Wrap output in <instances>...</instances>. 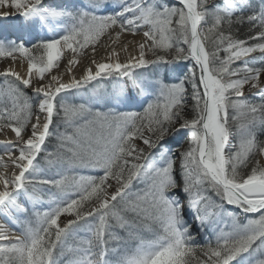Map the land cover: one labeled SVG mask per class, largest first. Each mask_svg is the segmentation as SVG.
<instances>
[{
	"label": "snow or ice",
	"instance_id": "1",
	"mask_svg": "<svg viewBox=\"0 0 264 264\" xmlns=\"http://www.w3.org/2000/svg\"><path fill=\"white\" fill-rule=\"evenodd\" d=\"M0 21L59 29L30 46L0 40V60L27 64L0 71V215L18 225L0 222V264H264V63L245 59L264 57V0H0ZM245 23L253 44L233 38ZM69 52L65 81L52 72ZM185 130L177 155L165 141ZM224 202L259 216L225 221Z\"/></svg>",
	"mask_w": 264,
	"mask_h": 264
},
{
	"label": "rangeland",
	"instance_id": "2",
	"mask_svg": "<svg viewBox=\"0 0 264 264\" xmlns=\"http://www.w3.org/2000/svg\"><path fill=\"white\" fill-rule=\"evenodd\" d=\"M64 1L67 2V0H46V3H51V4H54L55 5V4L65 3ZM89 2H90V0H76V3H78L80 5H83L85 7H87V5L89 4ZM111 2H112V0H109V3H111ZM168 2H170V1H168ZM171 4H175V3H173L171 1ZM6 10L9 11V12L12 11V9H10V8L9 9H6ZM0 23H3V22L0 21ZM56 31L57 32H54V34L53 33L50 34L51 36H49V37L43 36V34L42 35H36V37H33L32 39H30L27 42H28V44H30L31 42H35V41H37L39 39L50 38V37H52L54 35H59V29H57ZM11 32H15V30H8V31H4V32L3 31H0V40H3L4 41L5 39H3V38L6 35H7V37H10L8 35L9 34H12ZM16 32H18V31H16ZM21 37H23V36L21 35ZM7 40H8V38H7ZM14 40H18L19 41L20 39H17L16 38ZM17 43H20V42H17ZM86 50H85V52H86ZM223 55H224V53L221 56H223ZM245 59L251 61L253 64H255L257 66H259L262 63H264V57H262V54H260L259 52L253 53L251 56H249V57H247ZM4 61H6V59L0 62V66H1V64ZM61 62H62V60L60 61V63ZM242 62L243 61H238L235 65H233V67H236L237 65L241 64ZM188 66H191V64L188 63ZM55 69H57V68H55ZM55 69H53V70H55ZM163 75H164L163 72H161V77H163ZM197 75H198V72H197ZM3 79H4L3 77H0V82L3 81ZM261 80H264V74H262ZM96 83H98V82H95V84ZM99 86H100V89L101 90L112 91L114 88H116L117 85L113 81L104 80L102 83L99 84ZM87 87H88L89 90H91L92 87H93V85L90 84ZM27 91L30 93L31 92V89H28ZM189 91H191L190 85H189ZM244 91H245V95L248 96L253 102H257V103L259 102V100H260L259 95H254V93L256 92V90H252L250 92L249 89H248V87L246 86ZM79 98H80V95L78 94L77 97H76V99H79ZM132 110H139V109L138 108H133ZM231 139L233 140V142H235V134H234V136ZM171 140H174L176 142V143L172 144L173 147H171V148L178 155L179 152L184 151L187 148L188 141H189V137L186 135V130H185V132H182L179 136L166 138V141H171ZM54 143H55V141H54ZM136 144L139 147L144 148L145 151L148 149L139 140L136 141ZM226 152H227V149H226ZM256 159H259L260 160V157H256ZM260 162H261L262 165H264V162L263 161L260 160ZM251 166L252 165H250V168H251ZM250 168H249V170H250ZM94 173H95V170H92V169H78V170H76V172L74 174H77V175H79V174L88 175V174H94ZM49 174H51V173H49ZM53 191H55V190H53ZM45 199H47V196H45ZM216 199L218 200L219 198H216ZM30 207H31V205H30ZM47 207H48L47 203H43V204L38 203V204L35 205V210L36 211H44V210L47 209ZM223 207H224V211H225V216L223 217V219L225 221H230V219H231L230 217H228L226 215L227 212H233V213H235L237 215V217H238L239 223H241V224L247 222L248 216H250L252 218H255V217H258L259 216V213L244 214V213H242V211L240 209L236 208V206L229 205L226 202H224ZM0 217L2 219V222H4L7 227H10V228H13V229H15V228L18 227V225H16L15 223L8 222L7 219H6V217H4L3 215H0ZM61 219L63 220L64 218L62 217ZM199 237L203 241H207L210 237H212L213 238L212 240H214V236H213V233H212V229H208L207 234L201 233V235Z\"/></svg>",
	"mask_w": 264,
	"mask_h": 264
},
{
	"label": "bare ground",
	"instance_id": "3",
	"mask_svg": "<svg viewBox=\"0 0 264 264\" xmlns=\"http://www.w3.org/2000/svg\"><path fill=\"white\" fill-rule=\"evenodd\" d=\"M39 31L43 35H46V34L50 35L52 33L54 34V32H49V31H48V33H45L39 29L32 31L31 34L37 33ZM55 32H57V31H55ZM23 33L26 35L25 38L31 37V34H29L27 31H23ZM142 39H143L142 35H137V36L133 37L127 33H125L121 37V40L125 43H127L128 41H135L138 43ZM108 43H109L108 38L104 37L101 41V44L97 46V51H96V59L97 60H101L102 57L105 55L106 45ZM129 51L132 52L133 49L130 48ZM71 55L72 54L70 52L66 53V56H65V58L62 59V62L60 63L59 68L53 70L52 74H60L63 76L64 80L67 81L69 79V75L66 73L67 60H68V57H70ZM91 57H92V51H91V49H87L86 52L84 53V55L79 57L80 63L73 67L72 74H74L77 78H79L83 74V70L85 69V67L89 65ZM120 59L123 61L125 59V54L122 53ZM8 67H13L16 71H19L21 75L26 74V69H27L26 62L22 63L21 61L17 60L15 63H13V61L11 59H6V61H4L1 64L0 71H4ZM7 138L8 139L14 138V134L11 133L10 130H8V132H7ZM2 139H5V136L3 134H0V140H2ZM260 160L264 162V157H260ZM0 222H2L1 217H0Z\"/></svg>",
	"mask_w": 264,
	"mask_h": 264
},
{
	"label": "trees",
	"instance_id": "4",
	"mask_svg": "<svg viewBox=\"0 0 264 264\" xmlns=\"http://www.w3.org/2000/svg\"><path fill=\"white\" fill-rule=\"evenodd\" d=\"M216 2L219 3L220 0H216ZM255 2L258 3L259 0H255ZM169 3L171 4V2H169ZM232 35H233V38H235V39H244V40H247L249 44H253V43L256 42V41H254V40H249V39H248L251 35H253V32H252V30H250V29L248 28V26H247L246 23H245V24H236V25H234L233 28H232ZM4 42L7 43L8 41H4ZM26 46H30V44H29V45H26ZM208 47L211 48L212 45H208ZM220 54L222 55L223 52H221ZM3 60H5V59H3ZM3 60H0V62L3 61ZM182 63H183V64H188L189 62L187 63V61H185V62H182ZM197 72H198V70H197ZM2 83H3V81L0 82V84H2ZM101 83H102V82H101ZM93 84H95V82H93ZM59 130H60L61 132H63V131H64L63 126H61ZM259 139L264 140V135H260V136H259ZM235 140H236V136H235ZM165 143H166V145H167L168 147H173L172 144H174V143H176V142H175L174 140H171V141H165ZM53 146H54V140H53L52 142H50V143H47V147H48L49 149H52ZM150 151H152V150L147 149L145 152L147 153V152H150ZM255 159H256V158H255ZM41 164L44 165V161H43V160H41ZM250 165H251V164H249V168H250ZM45 166H46V165H45ZM249 168L242 169V171L247 172V171H249ZM248 218H252V217L248 216ZM199 236H200V235H199ZM199 236H197L196 239H197L202 245L205 244L206 242H208L209 240H212V239H213L212 237H210L207 241H203V240H201V238H200ZM213 242H214V240H213Z\"/></svg>",
	"mask_w": 264,
	"mask_h": 264
},
{
	"label": "water",
	"instance_id": "5",
	"mask_svg": "<svg viewBox=\"0 0 264 264\" xmlns=\"http://www.w3.org/2000/svg\"><path fill=\"white\" fill-rule=\"evenodd\" d=\"M171 1H173L174 3H176L177 2V0H171ZM199 73V72H198Z\"/></svg>",
	"mask_w": 264,
	"mask_h": 264
}]
</instances>
